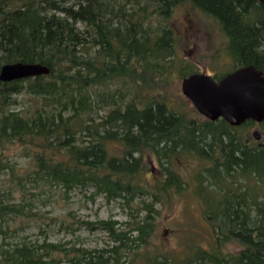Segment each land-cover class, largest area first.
Segmentation results:
<instances>
[{"label":"trees","instance_id":"16d2710c","mask_svg":"<svg viewBox=\"0 0 264 264\" xmlns=\"http://www.w3.org/2000/svg\"><path fill=\"white\" fill-rule=\"evenodd\" d=\"M133 1L128 8L113 0H0V66L50 67L0 79V167L4 146L17 143L37 171L64 189L90 184L107 199L136 205L123 228L111 218L78 220L110 233L115 242L108 248L83 250L46 238L37 245L1 243L0 264H62L57 253L67 264H264V131L259 139L250 134L255 123L264 130V119L231 124L196 108L191 116L156 87L199 70L175 52L170 16L183 1L216 21L227 39L229 71L252 63L264 74V3ZM221 72L213 75L227 73ZM23 95L33 105L15 108ZM145 153L158 161L154 180ZM188 159L195 162L189 176L177 169ZM185 191L200 202L203 243L191 238L184 254L165 251L154 242L157 219L172 196ZM14 206L0 198V215ZM6 228L0 219V235ZM232 241L238 250L227 249Z\"/></svg>","mask_w":264,"mask_h":264},{"label":"rangeland","instance_id":"374dc122","mask_svg":"<svg viewBox=\"0 0 264 264\" xmlns=\"http://www.w3.org/2000/svg\"><path fill=\"white\" fill-rule=\"evenodd\" d=\"M123 2L128 8L134 5L133 0H116L114 3L118 5ZM170 24L178 35L175 52L179 58L183 57L181 62H193L198 71L211 74L227 72L232 68L227 39L212 16L195 8L192 3L183 1L175 6L170 16ZM181 79L182 77L175 76L156 87L167 90L164 91L167 98L170 102H177L180 110L191 116L195 115V107L181 91ZM118 83V80L112 82ZM22 98H25L24 101L15 108L25 109L26 106L33 105L34 100L29 95H23ZM95 112V116L102 114L101 111ZM255 127L261 132L264 131L255 123L250 134H253ZM113 148L117 149V146L113 145ZM2 152L4 164L0 167V198L15 205L11 212L0 215L4 229L8 226L6 232L0 235V244L3 243L4 247L23 240L37 245L46 238L47 241L60 242L83 250L108 248L115 242L110 233L103 228L89 230L78 220L111 218L116 220L117 227L123 228L128 226L126 222L131 220V213H136L135 203H131L129 207L120 197L107 199L93 185L77 184L64 189L42 171H37L30 154L20 144L7 143ZM194 163L189 159L184 160L178 164L177 169L189 176ZM144 166L149 179L154 180L159 176L160 168L154 155L145 153ZM189 193L190 191H185L172 196L171 201L163 207L156 204L162 209L157 219L154 242L165 251L184 254L191 238L203 243V237L200 236L207 230V226L198 198ZM143 213L144 211H140V214ZM238 248L239 245L234 241L227 243L229 250ZM106 254L108 252L104 257ZM55 256L62 258L60 263L67 264L63 255L57 253ZM132 264H136L135 260Z\"/></svg>","mask_w":264,"mask_h":264},{"label":"water","instance_id":"95a60500","mask_svg":"<svg viewBox=\"0 0 264 264\" xmlns=\"http://www.w3.org/2000/svg\"><path fill=\"white\" fill-rule=\"evenodd\" d=\"M264 3V0H259ZM50 67L42 62L13 61L0 66V79L12 80L48 73ZM181 91L205 117L225 118L239 124L247 118L264 119V74L250 63L227 72L220 78L211 73L196 71L181 79ZM253 136L261 137L255 127Z\"/></svg>","mask_w":264,"mask_h":264}]
</instances>
